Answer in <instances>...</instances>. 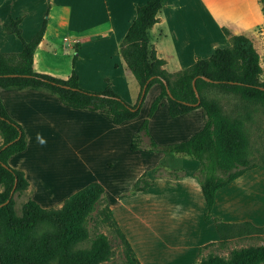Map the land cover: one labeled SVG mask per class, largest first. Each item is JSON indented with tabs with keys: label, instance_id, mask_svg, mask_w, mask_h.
I'll use <instances>...</instances> for the list:
<instances>
[{
	"label": "crops",
	"instance_id": "crops-1",
	"mask_svg": "<svg viewBox=\"0 0 264 264\" xmlns=\"http://www.w3.org/2000/svg\"><path fill=\"white\" fill-rule=\"evenodd\" d=\"M147 1L0 0V51L18 53L22 50L21 40L5 31V25L12 19L22 18V37L28 41L40 29L47 15L44 36L34 52L33 70L67 79L72 72L74 54H66L69 59L65 63L58 62V54L62 49L75 51L79 44L75 69L80 87L99 92L105 89L108 79L115 92L134 105L140 88L134 96L131 95L129 85L132 75L125 68L119 45L136 15V7ZM200 1L208 9H214L215 3L220 5V14H214L217 15L219 29L225 28L232 35H244L253 41L255 33L264 34V13L259 0ZM234 3L249 5V14L243 6L242 10L234 12ZM229 15L241 16L233 18ZM161 22L163 18L159 16L156 24ZM93 35L107 41L98 44L94 60L86 65L82 56L87 43L82 38ZM222 35L226 40V36ZM160 40L157 46L153 45L157 56L165 61V69L174 62L181 65L185 54L191 52L184 50L183 53L178 48L180 39L173 30L162 33ZM213 51L210 50L207 57ZM197 57L202 56L195 53L182 67L190 66ZM159 92L160 86L151 96H145L136 118L115 124L99 112L65 106L58 95L49 90L0 87V99L8 114L22 126L27 136L26 149L11 156L8 164L24 172L31 199L44 208L58 209L68 197L88 183H101L103 197L113 218L140 264H194L200 249L220 240L216 219L264 226V166L246 170L219 189L212 218L206 220L205 198L195 177L198 162L184 154L159 151L151 145V140L161 148L190 138L203 126L201 108L171 117L164 99L149 120L150 136H142L137 150L130 149L134 133L147 118L150 105ZM161 122L165 130L160 129ZM87 131L97 133L94 136L95 151L87 158L94 157L98 165L91 166L92 174L85 179L83 139ZM56 135H66L75 141L76 145L73 143L71 146L75 158L71 156V160H67L62 174L52 169L42 175L38 167L39 149L43 144L54 141ZM160 164L168 171H162L158 167ZM175 167H180V172L174 171ZM144 173L153 180V186L147 191L131 194L132 185ZM115 178L118 181L111 187L109 181Z\"/></svg>",
	"mask_w": 264,
	"mask_h": 264
},
{
	"label": "trees",
	"instance_id": "trees-1",
	"mask_svg": "<svg viewBox=\"0 0 264 264\" xmlns=\"http://www.w3.org/2000/svg\"><path fill=\"white\" fill-rule=\"evenodd\" d=\"M259 1L264 13V0ZM162 2L148 0L137 6L136 15L119 45L125 68L133 74L139 85L138 99L145 85L143 100L152 85L160 86V92L152 101L148 116L140 126V133L133 135L130 149L137 150L142 136H150L149 120L164 99L171 117L201 108L204 113L203 126L190 138L161 148L151 140V145L159 151L184 154L198 162L195 177L205 198V219L209 220L212 218L217 191L246 170L264 165L250 164L246 159V142L239 118L225 114L216 100L205 94L217 90L239 96L246 103L264 107L260 55L249 37L232 35L223 28L224 34L231 40V48H215L209 57H197L190 66L168 72L164 68L165 61L157 56L150 34L159 20ZM21 21L22 18L17 17L5 25L7 33L15 34L21 40L22 50L18 53L0 51V87L49 90L56 93L65 106L99 112L115 124L138 116L143 100H138L134 105L129 104L115 92L108 79L105 89L99 92L80 87L75 69L79 44L75 47L72 72L67 79L35 72L33 56L44 36L47 18L43 19L40 29L28 41L22 37ZM194 79L198 95L193 86ZM0 136V205L4 203L0 206V264H101L111 254L110 242L105 235L100 234L90 249H76V244L87 237L84 223L95 207L103 202L98 214L102 221L111 220L116 228L122 241L125 264H140L103 197V185L97 181L88 183L72 194L58 209L44 208L29 199L22 208V215H17L11 194L28 189L29 182L23 171L9 166L8 160L26 149L27 136L22 126L10 117L1 99ZM8 143V146L3 147ZM153 184V180L144 173L134 182L130 193L147 191ZM215 223L220 240L205 245L199 255L209 246L224 247L231 238L240 236L236 232L239 228L249 232L264 230V226H255L250 222L227 223L216 219ZM42 224L47 225L48 230L38 232ZM201 264H264V246L234 250L227 257L209 255Z\"/></svg>",
	"mask_w": 264,
	"mask_h": 264
},
{
	"label": "rangeland",
	"instance_id": "rangeland-1",
	"mask_svg": "<svg viewBox=\"0 0 264 264\" xmlns=\"http://www.w3.org/2000/svg\"><path fill=\"white\" fill-rule=\"evenodd\" d=\"M242 6L246 8L245 10L249 14V5L241 3L233 4L234 12L242 10ZM213 7L214 9H208L200 0H163L162 10L159 14L160 18H163V22L154 25L150 30L152 43L156 45L162 33L173 30L180 39L178 48L183 50V53H185L184 50L191 51L189 54H185L181 65H179V62L169 64L166 67L167 71L174 72L183 69L184 67L182 66H186L188 64L186 61L190 60L195 53L202 57H207L212 49H228L232 47L229 36L224 34L223 28H218L217 15H214L220 14V5L215 3ZM229 16L236 18L241 15ZM45 17L47 18V15H45ZM220 30L226 36V40H224ZM83 38V42L87 43V48L83 53L82 59L83 62L88 65L90 61L92 62L94 60L93 55L98 44L107 40L98 39V37L94 35ZM252 38L254 41L250 39L260 55V63L263 69L260 78L264 81V34L259 35L255 33ZM99 40H101V42H99ZM74 53V49H62L58 54L57 60L58 62L65 63L69 59V56H66V54L73 55ZM131 75L132 80L129 88L131 95L134 96V94L139 91V85L132 73ZM158 89L159 86L154 84L150 87L146 95L151 96L152 93ZM205 95L208 98L216 100L225 114L239 118L242 123V134L246 142V159L250 164L264 165V107L259 104L246 103L239 96L223 94L217 90H210L206 92ZM138 100L140 101V98ZM159 125L160 129L165 130L162 126V122L159 123ZM139 129L134 134L140 133ZM96 134L97 133L94 131H87V133L84 134L83 141L86 152L85 179L92 174L90 169L91 166H93V164L98 165L94 157H90V159L87 158V156H91V153L95 151L96 143L94 136ZM56 136L57 138L54 141L51 143L47 142L45 145L43 144L39 149L40 157L38 156V167L42 175H44L45 172H51L52 169L55 171L57 170L58 174H62L63 165L67 163V160H71V156L74 157L73 153H71V146L75 141H72L69 136L66 135ZM1 144L2 138L0 136V145ZM148 146H150V144H148ZM152 158L153 157L150 156V160H152ZM158 167L162 168L164 172L168 171V168H165L162 164ZM173 169L176 172H180V167H175ZM115 179H110L109 182L111 183V187H113L114 182L118 181V179ZM1 191L2 187L0 186V192ZM11 198L14 202L15 212L20 216L22 215L24 204L32 198V195L29 190L26 189L20 192H12ZM103 205L104 202L98 204L84 223L87 230V237L76 244V249H90L93 241L100 234H103L110 242L111 254L109 258L101 264H125L124 249L116 228L112 225L111 220H106V222L102 221L101 216L98 214V211ZM37 230L38 232H43L48 230V227L42 224L39 225ZM236 232L240 233V236L231 238L224 247L213 245L204 248L194 264H201V261L209 255L227 257L229 253L234 250L264 246V230L260 232H249L239 228Z\"/></svg>",
	"mask_w": 264,
	"mask_h": 264
},
{
	"label": "water",
	"instance_id": "water-1",
	"mask_svg": "<svg viewBox=\"0 0 264 264\" xmlns=\"http://www.w3.org/2000/svg\"><path fill=\"white\" fill-rule=\"evenodd\" d=\"M205 79L208 80V81H210V80L207 79V78H205ZM195 80H196V79L193 80V86H194V89H195V93L198 95V92H197L196 87H195ZM145 91H146V85H145V86L143 87V89H142V92H141V98H140V101H139V102H141V101L143 100V97H144ZM168 93H169V95L171 96V94H170L169 91H168ZM196 105H197V104H196ZM9 144H10V143L4 145L3 147L8 146ZM3 204H4V203H3ZM3 204H1V205H3ZM1 205H0V206H1Z\"/></svg>",
	"mask_w": 264,
	"mask_h": 264
}]
</instances>
